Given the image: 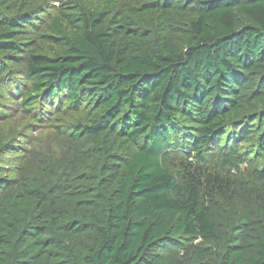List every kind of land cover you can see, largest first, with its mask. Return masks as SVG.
I'll return each mask as SVG.
<instances>
[{
  "label": "trees",
  "instance_id": "trees-1",
  "mask_svg": "<svg viewBox=\"0 0 264 264\" xmlns=\"http://www.w3.org/2000/svg\"><path fill=\"white\" fill-rule=\"evenodd\" d=\"M0 264H264V0H0Z\"/></svg>",
  "mask_w": 264,
  "mask_h": 264
},
{
  "label": "rangeland",
  "instance_id": "rangeland-1",
  "mask_svg": "<svg viewBox=\"0 0 264 264\" xmlns=\"http://www.w3.org/2000/svg\"><path fill=\"white\" fill-rule=\"evenodd\" d=\"M5 113L6 115L4 116H6V119L2 123L5 130L4 132L11 136L18 133L15 141L21 146L22 151L45 148L50 145H53L52 147L56 151L61 148L62 144L57 143L55 140L56 131L52 129L48 123L38 120L22 119L21 115L15 111H6ZM20 159L21 155L19 157L12 156L11 158L8 156L7 166H5L6 171L15 169L14 167L18 165ZM180 160H182V158L179 155L172 153L168 161V168L176 173V165Z\"/></svg>",
  "mask_w": 264,
  "mask_h": 264
}]
</instances>
